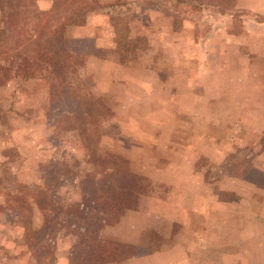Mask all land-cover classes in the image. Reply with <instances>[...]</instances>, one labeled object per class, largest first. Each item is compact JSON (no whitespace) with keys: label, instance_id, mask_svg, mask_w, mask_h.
I'll return each instance as SVG.
<instances>
[{"label":"rangeland","instance_id":"obj_1","mask_svg":"<svg viewBox=\"0 0 264 264\" xmlns=\"http://www.w3.org/2000/svg\"><path fill=\"white\" fill-rule=\"evenodd\" d=\"M22 2L20 9L27 4ZM83 2L91 7L86 22L65 31L73 48L68 91L82 103L99 98L104 107L97 106L91 116L64 96L59 80L41 79L47 64L34 50L37 17L24 11L11 18L16 22L8 45L14 51L9 61L0 59V264L116 261L106 260L99 249L116 241L101 230L116 223L125 208H137L142 197L156 216L171 221L180 218L176 207L183 206L182 218L193 220L187 231L190 245L200 243L209 264H264V225L254 221L264 220V193L247 187L238 195L227 189L224 178L247 171L244 180L264 186V161L257 158L264 133L255 145H244L226 132L228 125L244 121L232 106L241 91L264 90V48L258 45L261 37L251 36L264 32V16L238 7L236 0H34L63 23ZM7 13L12 16L13 9ZM129 38L134 40L130 45ZM249 57L251 64L244 65ZM200 75L218 79L213 93L220 102L213 111L190 110L192 93L210 94L208 84L205 90L196 84ZM209 117L219 120V128L209 129L218 136L219 154L198 150L208 144L204 139L198 149L183 148L192 140L178 124L200 118L205 128ZM240 130L237 138L245 133ZM170 138L176 144L172 154L165 147ZM175 166L180 173L187 169L188 176L170 178ZM112 196L117 204L107 200ZM198 205L204 207L202 219L218 224L212 229L220 240L210 242L211 222L196 225ZM155 215L140 222L166 229L170 220L156 221ZM28 218L42 229L26 238L23 221ZM99 227L95 242L91 231ZM169 228L184 233L177 222ZM243 230L250 238L233 242L236 235L242 239ZM145 237L139 246L144 252L169 244L154 231ZM212 245H217L214 250Z\"/></svg>","mask_w":264,"mask_h":264},{"label":"crops","instance_id":"obj_2","mask_svg":"<svg viewBox=\"0 0 264 264\" xmlns=\"http://www.w3.org/2000/svg\"><path fill=\"white\" fill-rule=\"evenodd\" d=\"M236 3L238 4V7L242 8L246 11L260 13L261 15L264 16V0H236ZM262 27L264 28V26H262ZM222 32H220V35ZM263 33L264 32H258L257 30L253 31L251 33L252 37L254 34L256 37H261L260 41L257 38H255V40H258V45L260 46L261 49L264 48V37L262 35ZM222 35L226 36V38H227V36H229L230 34L225 31L224 33H222ZM237 38L238 37L235 36L234 45H236V43H238ZM229 40H231V38H229ZM219 45L220 46H218V49L222 48V44H219ZM243 64L244 65L251 64L250 57L248 58V61L246 63H243ZM215 80H216V77L213 75H210L209 79L204 78V75H200V77H198L196 84L201 85L203 89L208 84L209 86L206 87V91H210V94L206 93V96H199V93L202 94V92L192 93L190 95L192 98V104L189 106L190 110H193L194 112H196V111H198L197 108H200V110L205 109L203 111H206V110H212L213 111V109H217V106H219L218 104L220 101L215 99L216 96L213 93L214 92L213 89L216 88L214 84L216 83V81L218 79L216 81ZM263 89H264V87H263ZM215 92H216V90H215ZM208 95H212V97H208ZM239 96H240V99L237 101V104L234 103V104H232V106L234 107L233 111L236 113H240L242 115V120H244V121L242 123H236L235 125L233 124L231 126L227 124L228 126L226 127V132L227 133H229V131L232 132L230 134L231 140L235 139L236 143L242 142V144H244V145H251V144L255 145L256 144L255 142H257V140H258V139H256V137H258L259 135L264 133V90L263 91L262 90H259V91L255 90L254 91V90H251L250 88H247V89H244V93L241 91ZM254 96L260 97L263 100H261L259 102H255L253 99ZM253 117L255 119V122L248 123L246 121L248 119L251 120ZM194 120H196V121L185 120L186 122H184V123L182 122V123L178 124V126L181 127V129H180L181 133L183 135H187V131H189L188 136L192 140V141H189L188 146H187V142H184L183 148L185 147V149H187V147H189V149H191V147H192V150L198 149L199 148L198 143H200V145H201V143H202L201 139H204L205 141H203V144L206 142L208 144H206V146L203 149H198V150H202L201 152H203V154H206V155L209 154L211 156L214 155L215 152L217 154H219L220 150L218 147H220V144L218 143V136L216 134L214 135L212 133H209V129L212 130L215 127H216V129L219 128V124H218L219 120L214 121L213 117H209L208 119L205 120V122H207V125L204 126L205 128L201 127V126H203L201 123L203 120H201L200 118L199 119L195 118ZM240 128L242 130H245V133L242 134L243 135L242 137L237 138L235 133L236 132L240 133L241 132ZM200 129H203L206 132L203 133L201 131L202 132L201 133ZM235 129H238V130H235ZM239 130H240V132H239ZM170 131H172V137H177L178 131L176 129H171ZM205 136H207V137H205ZM171 138L169 141L171 143H168L165 145L166 148L167 147L170 148V154L176 152L175 147H174V145H176V144L173 143V140ZM209 140H210V144L208 142ZM147 142H149V139H147ZM152 142H153L152 147L157 148L159 146L158 144H156L155 140H152ZM232 144H235V143H232ZM206 148H208V149L204 153V150ZM215 148H217V149H215ZM259 152L260 153L257 155V158H260V160H262V162H263L264 161V149L259 151ZM182 153H183V150L181 152H179L178 155L181 156V155H183ZM196 154H197V152H196ZM223 154H225V152ZM194 159H195V157L193 158V160ZM156 166H157V164H154L155 168H156ZM262 166H263L262 168H264V164ZM149 168H153V166H149ZM176 169H178L177 166L174 167V172H171L170 178H173V179L176 177L185 178L188 176L187 175V169H185V171L183 173L175 171ZM158 171H160V170L157 168L156 173H158ZM246 172L244 171V172H241L240 174H232V175L225 176L224 178H228V181L230 183V184H228L227 189L231 190L232 192H235L241 196H243V194L246 193L245 190L247 187L252 188V190H254V192H257V193L263 192L264 193V186L263 187L256 186V185L252 186L250 182L244 180ZM237 176H239V177H237ZM238 183L239 184L243 183L244 187H240ZM173 186H172V188H174ZM167 204L169 205L168 202H167ZM137 205H138L137 208H129V207L125 208L124 212L120 215V217L116 221V223L110 224V225H105L101 230L103 232V235H108V236H110V238H113V240H116L119 242H124V243H129V244L140 246V244L144 243L143 237L146 235L145 238L147 240V235L149 233L152 234V231H154V232H157L158 234L163 235V238H166L169 241L168 242L169 244H165L164 246H161L159 249H156V250L144 252L143 254L133 255V256L123 258L121 260L105 262L103 264H209L208 261L203 260L204 258L202 257V251H203L202 245H200V243H198V242H195L194 248H192V245H190V241L187 237V231H189L188 226L191 225L190 222H192L193 220L189 219V218L186 219L185 217L182 218V216L184 214L182 212L183 206L180 205V206L176 207L179 210L178 215L180 214V218H175V219H173V221H171V218H165V217H162L161 215H160L161 217L156 216L155 215L156 212H154V210H149L147 208V203L143 197H142L141 201L138 202ZM203 208L204 207H202L201 205H198L195 207L197 214L200 217V218H198V220H195L196 225L197 226H205L211 222V225H210L211 226V235H209V240L211 243H214L220 239L215 238L216 233L213 232L212 226H218V224L215 225L212 220L209 222L207 219H202ZM184 210H186V209L184 208ZM152 215L156 216L155 217L156 221L159 220V221L169 222V220H170L168 227L166 229H163V226L158 225L159 227H156V226L152 225L151 222H147V223L140 222V219L142 217H145L147 219L149 217H152ZM156 221L153 222V224H155ZM254 221L257 222V224L264 225V220L261 218L257 219V220L254 219ZM173 222H177L179 224H182V227H183L182 229L184 231L183 234L176 235V234H174L173 231H171V229L169 228V225ZM244 222L250 223V221H244ZM158 223H160V222H158ZM245 224L247 225L248 223H243L242 225H245ZM197 233H199V231ZM200 234L202 236H204L203 231ZM242 234H243L242 239H240L236 235V236H234V238H236V239L232 240V241L235 242L237 240V241H243L244 242L246 239L250 238V235H248V233H246L244 230L242 231ZM190 239H191V237H190ZM229 240L230 239H228V241ZM213 246H217V245H212L211 248ZM236 246L237 245H233L231 250L233 251ZM212 262L213 261H211V263ZM60 264H66V261L62 260L60 262Z\"/></svg>","mask_w":264,"mask_h":264},{"label":"trees","instance_id":"obj_3","mask_svg":"<svg viewBox=\"0 0 264 264\" xmlns=\"http://www.w3.org/2000/svg\"><path fill=\"white\" fill-rule=\"evenodd\" d=\"M12 1L13 0L0 1V8L2 9L3 15L2 19L0 20V59L9 61V51H14L12 49L13 46L8 45L9 41L12 39V35L9 30L12 29L13 23L16 22L14 19L11 18L21 17L24 11L32 12L34 16L37 17V19L39 20V26L37 29H35V37L33 38V42L35 44V54L37 59L41 58L42 62H45L47 64V67H44L43 69L47 73V75L43 74L41 79L44 80L52 78L59 80V82H61L60 91L64 94L66 98L68 97V99L73 102V104L76 106V109L79 110V108L81 109L82 107H84L85 113L90 114V116L95 115L97 106H100L101 108L104 107L102 106V103H100L98 97L88 100V102L86 103H82L81 101L77 100V97L73 96L68 91V79L69 74L71 72V69H69V66L71 67L69 60L72 57L71 52L73 51V48L71 45V38H69L65 33L66 27L68 25H83L86 22L87 14L91 11V7L87 4H84L83 2V6L80 5V7H76L72 14L68 15L65 18L66 22L63 23V21H60L58 16L57 19L55 18L56 14L54 13V11L40 10L34 4V0H26L27 4L24 9H20V7L24 4L22 1L25 0H16L17 4H12ZM176 1L178 3H184V0ZM7 8L13 9L12 16H9V13H7ZM137 39L139 38L137 37ZM43 40L44 44L41 45V42H43ZM133 41L134 40H131L129 38V42H127V44L130 45L131 43H133ZM3 70L4 67L0 64V71ZM57 94L58 93H55V95ZM89 131H92V129H89ZM107 200L113 204H117V198L115 199L113 198V196L108 197ZM122 213L123 212H120V214ZM23 224L24 234L26 238H29L32 235H37L39 232H41L42 226L40 227V230H36L35 227L32 226L33 222L29 220V218L26 221H23ZM100 228L101 227H99V229L91 231L94 233L95 242H98L100 239L98 237V232L100 231ZM99 249L104 251L108 255V258L106 259L108 261H117L129 256L144 253V251H141L142 249L137 245L116 241L110 242L108 243V245L101 244Z\"/></svg>","mask_w":264,"mask_h":264}]
</instances>
